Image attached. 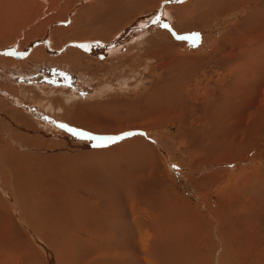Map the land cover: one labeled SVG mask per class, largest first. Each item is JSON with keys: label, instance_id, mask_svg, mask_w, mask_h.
<instances>
[{"label": "rangeland", "instance_id": "374dc122", "mask_svg": "<svg viewBox=\"0 0 264 264\" xmlns=\"http://www.w3.org/2000/svg\"><path fill=\"white\" fill-rule=\"evenodd\" d=\"M108 1L111 0H0V143L6 146L5 143L8 141L11 146L19 148L22 153L29 154V157L42 159L38 163L43 162L45 169H49L46 170L47 174L54 177L56 181L67 175L76 177L78 180L74 179L75 191L73 190L71 194L76 195L78 192L82 195L77 194L81 202H85L87 198L85 202L88 203L87 205L95 203V207L93 205L91 207L104 208L105 202L109 201L108 197H111L119 209L124 207L125 213L131 216L132 208L125 195L129 194L128 190L132 189L134 199L141 198L144 201L140 208L142 216L146 214V211L153 209L155 215L162 212V217L169 218L173 210V222L176 219L174 229L177 230L180 226L177 231H174H180L182 240L187 238V241H184L186 243H190L195 238L197 245L194 247L198 250L200 249L196 237L200 239L207 233L206 230L211 227V225L208 226L211 224L208 220L213 219L214 216L227 218L229 223L234 224V228L230 229L224 219L227 225L225 226V237L231 242L232 249L240 247L242 241L241 235L236 232L237 222L235 221L240 215L244 216L245 221V224L240 227L242 230L239 229L242 234L249 237L250 232H255L263 239L264 128L262 136L256 137L262 141L260 143L263 145L251 146V142L256 143L257 139L245 137L246 123L241 126L235 138L228 134L221 137L216 135L205 137L203 123L200 120L205 112L206 101L205 91L201 88H205L209 79L216 80L215 78L222 75L225 68H218L215 62H212V55L210 56L208 49L197 52L198 48L189 43L195 33L191 32V35L184 27L190 23L192 25L200 15L205 13V10L196 12L200 9V4L216 6L218 0H186L184 3L179 0H167V2L166 0H135V5L127 13V18L123 23L109 34H105L103 32L111 25V22L108 23L109 11H106V8L103 9ZM236 2L241 5L221 13L217 21L212 16L205 18V26L211 25L206 31L211 39L210 44L207 43L208 48L213 46L217 38L219 39L222 31L227 32L228 29L230 31L236 24H239L240 18L245 16L247 10H253L260 4V0H227L226 5ZM261 2H263L262 7L259 5L258 9L264 12L262 9L264 0ZM89 8H97V12L101 13V18L94 19L92 12L86 13ZM165 24L169 25V28H165L163 26ZM90 29H95L97 34ZM101 34H105L106 38L101 37ZM121 36H123L122 40L125 39L124 45L113 46L111 49L108 48L109 50L106 49L107 51L101 49L99 51V47H95V45H113ZM177 37L186 39H177ZM155 39L160 42L157 46L152 44L144 47V43H151ZM85 44L88 49L84 48ZM142 45L144 48H141ZM182 64L186 65L183 69L187 71L186 73H190V76L189 81L184 80L180 83L182 84L180 87L179 74H186L181 69ZM214 67H216L215 70H213ZM194 69L196 73L193 72ZM209 74L212 76L210 77ZM213 76H215L214 79H212ZM165 79L167 84L173 81L175 83L177 80L178 86L167 97L168 102H161L150 109L147 102L153 100L152 93L157 94L156 89L159 87L157 83L166 84ZM196 90L201 91L198 93ZM202 91L203 95H201ZM183 98L185 100H182ZM262 108H264V101ZM82 116H86L87 120L81 121ZM259 118L264 121V112ZM85 124L88 125V129L90 124H97L98 128L106 130L119 127L124 130L117 135L110 133L102 135L89 133L84 127ZM137 125L144 127L125 129L127 126ZM126 133H134V135L125 136L114 143L106 140H88V136L91 135L110 137L124 136ZM86 136L88 139L85 138ZM138 137L152 143L157 151L155 158H144L145 161L140 157H135V151L130 149L131 144L116 146V144L126 142L125 140ZM92 140L97 141L99 145L91 144ZM74 144H80L79 150L72 147ZM232 146L237 148H228ZM246 146L249 148L248 153L245 155L243 151V157H239L232 164L207 163L214 160L216 153L218 154L216 158L230 157L231 153H233L231 157L240 156L242 149ZM209 148H211L210 151ZM96 149H101L102 152L87 154V151ZM225 151L231 153L227 154ZM75 152L78 154L76 155ZM219 154L223 155L219 157ZM62 155L70 159L61 161L58 157ZM45 161H48L47 165ZM68 161L70 165H65ZM58 162L62 163V168ZM37 167L39 165L31 169ZM214 177L217 178V182L213 180L212 183ZM138 181L142 184H138ZM132 182L136 185L135 189ZM160 185L168 189L163 192ZM148 186L149 190L146 189ZM160 193L167 197L163 199L164 202L158 201L161 198ZM154 195L157 199L152 197ZM225 199L232 204L231 207L229 202L228 204L223 203ZM123 200L126 201L123 202ZM121 202L126 203L127 210L125 204L121 206ZM159 207H163V210ZM97 211L99 212L98 217L102 218L100 208ZM192 214H197L194 217L205 215L204 217L207 218L204 220L208 219L207 226L196 223L200 218L192 220ZM180 217L184 220L181 221ZM118 227L129 231L126 236L132 246L130 229L133 228V224L131 219H125L118 226L116 223H111L107 230L117 232ZM178 233L176 236H179ZM229 241H224L218 248L219 250H216L217 257L214 264H239L238 260L240 264H249V261L250 264H264V252H261V249L249 250L251 260H247L246 257L240 260L237 252H232L235 253L234 255L229 254ZM185 245L183 244L182 247L187 248ZM49 248L37 246L36 251L35 247V254H37L35 256L38 257L34 260L24 257L17 259L13 256L10 261L5 262L4 257L0 256V264H45L44 251ZM78 248L81 249L82 244ZM219 253L222 254L221 261ZM200 254L202 255V252ZM240 254L244 255L242 251ZM256 255L257 258H255ZM82 259H84L83 263L77 261L79 263L76 264L90 262L88 258L82 257Z\"/></svg>", "mask_w": 264, "mask_h": 264}, {"label": "bare ground", "instance_id": "6f19581e", "mask_svg": "<svg viewBox=\"0 0 264 264\" xmlns=\"http://www.w3.org/2000/svg\"><path fill=\"white\" fill-rule=\"evenodd\" d=\"M226 1L227 0H218V2H216V6H211L210 4L206 6L204 3L200 4L199 6L200 9L197 10L196 12L205 10V13L200 15L199 19L195 20V23L192 22L193 23L192 25L190 23L184 27L186 28L188 33H191V32L195 33L189 43L193 44L194 47L198 48L196 51L198 52V51H203V50L208 49L210 56L212 55L211 56L212 62L214 61L218 68L219 67L225 68L223 70L222 75H220L217 78L213 76L212 79L215 78L216 80L212 81L211 79H209L210 81L208 80L209 82H207L205 88L204 89L201 88V90L205 91V94L202 91L203 93L201 95L204 94L205 99H206L205 112L200 119L201 122L203 123V133H204L203 135H205V137L206 136L215 137L214 135L221 137V136H225L226 134H228V135L234 136L235 138L236 135L240 132L239 129L241 130V126L246 123L247 124L246 131H244L246 134L245 137L248 136L251 139H257L256 137L258 135L262 136V132L264 128V121L259 118V116L262 115V113L264 112V108H262V104L264 101V98H263V95H264L263 93L264 92V12L258 9L260 8L261 3L263 2H261L260 0L259 2L260 6L258 5L257 8L254 7L253 10L249 9L248 11L247 10L248 7H247L245 16L240 18V21L238 22L239 24H236L230 31H228L229 29L227 30V32L222 31L221 36L219 35L220 33L217 32L219 33L218 34L219 39L217 38V41L214 42L213 46L208 48V45L210 44L209 41H211V39H210V35H208L207 34L208 32L206 33V31H207V28H209V26L211 25L205 26L204 24L205 18L207 16L208 17L212 16L217 21L219 19L218 16L221 15V13H225V11H229V9L231 10L232 8L238 5H241V3L236 2V3H232L227 6ZM223 2L225 3L223 4ZM134 3H135V0L108 1L103 9L106 8V11L107 10L109 11L108 23L111 22V25L109 26L110 28L108 27L109 29L104 31L103 33L109 34L111 31L117 29L123 23V21L127 18V13L132 9L133 5H135ZM262 9H264V7ZM89 11L93 13L94 19L101 18V13L97 12V8H89L86 10V13ZM111 12H112V15H110ZM214 16H216L217 18ZM93 22H95V20H93ZM88 24H91V23H88ZM201 29H204V31H200ZM90 30H93L94 34H97V31L95 29H90ZM105 34H101V37L106 38ZM140 35L142 36V34ZM207 37H209V39ZM119 39L122 40L123 36L119 37L118 40L114 42V44H116L117 41L119 43L120 42ZM148 43L147 42L146 44L144 43V47H148L149 45H152V44L157 46V44L160 42H157L155 39V41L149 44ZM184 45H186V43H184ZM97 46L99 47L98 48L99 51L100 49L107 51L106 49L113 48V47H109L108 45H105L106 48H104L103 45H95V47ZM162 46H164V44ZM92 47H94V45H92ZM142 47L143 45L141 46V48ZM150 49L152 48L150 47ZM188 64H192V63H188ZM181 66H182L181 69L184 70L183 66H186V65L182 64ZM202 68L204 70V67ZM206 68L208 67L206 66ZM215 68L216 67H214L213 70H215ZM184 71H185L184 73L187 72L186 70ZM193 72H195V69ZM176 75H178V73ZM179 75H180L179 79L175 76L179 80L178 84H180L184 80L186 82V80H188V77L190 76V73H186L184 75L179 74ZM211 76L212 74L210 75V77ZM193 79L194 78L192 77V80ZM161 81H164V80H161ZM164 83H166V79ZM167 83L165 85H161L160 83H157L159 84V87L156 89L157 94L154 95L152 93L151 97L153 100L148 101V102H153V103L147 102V105L149 106L150 109L154 108L155 105L160 104L161 102H168L167 97L170 95V93L173 92L172 90L176 89L178 86L177 80L175 83L174 81L173 83H169V84ZM181 86L182 84H180V87ZM203 86L204 85L202 84V87ZM183 88L186 89V87H183ZM190 94L191 96L193 95L192 93ZM181 98L182 97H180V99ZM182 100H185V99L183 98ZM175 102L176 100L174 101V103ZM23 117L24 119H26L25 116ZM73 117L75 118V115ZM82 117L80 119L81 121L87 120V118H85L86 116H82ZM24 124L26 125V122H24ZM84 127L87 128L88 125L85 124ZM143 127L144 126L142 125H137L135 127L127 126L125 129L130 130L132 128L138 129V128H143ZM115 130H119L120 132L118 131L115 132ZM123 130L124 128H120V127L118 129L106 130V129L98 128L97 124H90L89 129L87 128V131H89V133H98L102 135H106L108 133H110L111 135H114V134L117 135V133H121V131ZM85 138L88 139L87 136ZM154 139L156 140V138ZM125 141L126 142H123V143L121 142L119 144H116V146L121 147V146H126L128 144H131L130 149L135 151L134 152L135 157H138V158L140 157L141 159H144V158L151 159V158H155L157 154L156 153L157 151L153 147L152 143L147 142L145 139H139L138 137L137 139H131V140H125ZM260 142L262 141L260 139L259 140L257 139L256 143L251 142V146L252 145L254 146L257 144H260V146L263 145ZM3 143H5V141H3ZM91 144L97 145L98 143L97 141L92 140ZM5 145L6 146L0 143V256L4 257L5 262L10 261V259L13 256H16L17 259H22L24 257L29 260L31 259L34 260L35 258L38 257V256H35L37 255L35 254V252L38 250L37 246H39L41 248L50 247L49 249H46L44 251L45 264H48L49 262L50 264H54L53 262H55V264H76V263H79L77 261H82L83 263L84 259H82V257H84L85 259L88 258L87 260L90 259V262L88 264H214L216 257H217L216 250L224 243V241H229L225 237V226L228 225V227L231 229V228H234V224L229 223L227 218H218L217 216L212 215L214 216L213 219L212 218H210V220L207 219L208 221L211 222V224L208 225V226L211 225V227H208L207 230L205 229L207 233H205L204 236L200 239L196 237L198 240V247L200 250L196 249L194 247L197 245V242L194 241L195 238L194 240H191L190 243L188 242L186 243L184 241H187L186 240L187 238L185 239V237L187 236L184 237L185 240H182L183 237H181L182 234L180 235V231H178L179 233L175 232L180 228V226H178L177 230L174 229L175 228L174 224L176 223V219H175V222H173L174 221L173 216H172L173 210L171 211L169 218L162 217L161 216L162 212L159 213L158 215L157 214L155 215L153 213V211L155 210L153 209H152L153 211L152 210L146 211L145 212L146 214L142 216L140 208H141V205L144 204V201L141 198H137L135 200L133 193H131L133 192L131 188H130L131 191L128 190L130 193L129 194L127 193V195H125V197L127 196L128 202L130 203L131 208H132L131 216L125 213V211L123 210L124 207L122 209H119L116 206V202L113 201L111 197H108L109 201L105 200L106 202L104 204L105 205L104 208L99 207L100 212L103 214L102 218H99L98 217L99 212L97 211L99 208L97 207L94 208L95 207L94 202L91 201L92 203H94V205L92 204L94 207H91L92 205H87L88 203H85L87 202L86 201L87 198L85 199V202H81L80 200L81 198H78L79 197L78 195H80L78 194V192H77L78 195L76 193H75L76 195H73V193L71 194V192L75 191L74 187L76 184H74V179L76 177L74 176L71 177L70 175H67V176L62 177L61 180L56 181L54 177H50L49 174H47L46 170H49V169L47 168L45 169L43 162H42L43 165L38 163L42 161V159L39 160L36 157H33V158L29 157V154L22 153L21 150L17 148L16 146L15 147L11 146L8 141H6ZM79 146L80 144H74L72 147L75 150H79L78 149ZM216 147L218 146L216 145ZM228 148L234 149L237 147L232 146ZM210 149L211 148H209V151ZM239 151L237 152L238 154H239ZM243 151H245V155H246L249 151V148L247 146L244 147L240 153L241 155L240 156L236 155V157H231L233 153L228 152V153H231L230 157H221L223 154L222 155L219 154V157L221 158H216L218 156V154L216 153L217 156L214 158V160H212L211 162H207V163L212 164V165L219 164V163H224V165L226 164L229 165L237 161L239 157L240 158L243 157L242 155ZM98 152H102V150L101 149L90 150V151H87V154H93V153H98ZM27 153H28V150H27ZM225 153L227 152L225 151ZM75 154L77 155L78 152L77 153L75 152ZM62 156L58 157V159H60L61 161H63L62 159H66V161L70 159V157L66 155H62ZM209 159L207 160L209 161ZM44 163L45 165H47L48 161L47 162L45 161ZM58 163L62 168V163L60 162ZM69 163L70 161H68V163H66L65 165H70ZM37 165H39V167L35 169H31V167H35ZM225 172L227 173L229 171H225ZM20 176H22V178ZM208 176H209V173H208ZM216 179L214 177V179H212V183L214 182L213 180H216ZM75 180H78V179L76 178ZM129 181H131V179ZM137 183L139 184L140 181H138ZM141 184L142 183H140V185ZM135 186L136 185L134 183V189H135ZM160 187L163 192H165L168 189L166 186L160 185ZM148 188L149 186L146 189L149 190ZM81 190H83L82 187H81ZM155 194L158 195L159 193H155ZM146 195L147 193L145 194V196ZM152 197H155V195ZM160 197L161 198L158 201L161 200L164 202L163 199L165 198L167 199L166 195L163 193H160ZM125 201L123 200V202ZM225 202H227L228 204L229 201L225 199L223 203ZM124 204L126 207L127 206L126 203ZM124 204L121 202V206H123ZM231 206L232 204L230 203V207ZM148 208H151V207L148 206ZM126 210H127V207H126ZM143 210L144 209H142V211ZM229 210L231 211L232 209H229ZM164 211H165V208H164ZM237 212L239 213V211ZM228 213L230 214V212ZM192 215H193L192 216L193 219L191 218L192 220H194V218L202 219V220L198 219L199 221H196V223L199 222L205 227L207 226L206 225L208 224L207 220H204L207 218V217L206 218L204 217L206 213L204 216H198V217H194L197 214L195 215L192 214ZM225 215H227V213ZM208 217H209V214H208ZM243 217L244 216L240 215V217H238V219L235 220L237 222L236 232L239 233L242 238L240 247L237 246L234 249H232L230 246L231 242L229 241L228 251H229V254H232V255L235 254L232 252H237L240 255V258H239L240 260L245 257L247 260H251L252 257L249 255V250L261 249V252H264V238L262 239V237L258 236L255 232H250L249 237L247 235L245 237L244 234H242V232L240 231L242 230L240 227H242L245 224ZM99 219L101 220L98 223ZM125 219L126 220L131 219L132 224H133V228L130 229L132 233V246L129 244L128 236H126L127 232L129 231H125L123 229H120L119 227L117 229V232H112V231L107 230V228L111 226V223H116L118 226ZM224 219L227 225H225ZM183 220L181 218V221ZM186 222L188 223V221ZM179 225H183V224H179ZM99 226L100 227L103 226L102 227L103 230ZM176 227H177V224H176ZM185 227L187 226L185 225ZM183 229H186V228H183ZM202 229L200 230L202 231ZM177 233L179 234V236L178 235L176 236ZM196 234H198V232ZM263 234H264V231H263ZM80 244H82L81 249L78 248ZM183 244L184 245L186 244L185 247L187 248L182 247ZM35 247H36V251L34 249ZM241 251L244 255L240 254ZM200 252H202V255L200 254ZM218 255L221 261L222 254L219 253ZM199 257L201 259H199ZM255 258H257V255L255 256ZM236 259H237V254H236ZM238 263L240 264L241 262L238 260ZM249 264H250V261H249Z\"/></svg>", "mask_w": 264, "mask_h": 264}, {"label": "snow or ice", "instance_id": "6c2138e0", "mask_svg": "<svg viewBox=\"0 0 264 264\" xmlns=\"http://www.w3.org/2000/svg\"><path fill=\"white\" fill-rule=\"evenodd\" d=\"M166 2H167V0H166ZM179 2L184 3V2H186V0H179ZM163 26L165 28H169V25H167V24H165ZM177 39H186V38L185 37H177ZM62 127H63V125H62ZM131 135H134V133H126V134H124V136H110V137H99V136L93 137V136H89L88 138L89 139H96V140H106L109 143H114V142H116V141H118L120 139L125 138V136H131ZM141 135H145V134L141 133Z\"/></svg>", "mask_w": 264, "mask_h": 264}, {"label": "water", "instance_id": "95a60500", "mask_svg": "<svg viewBox=\"0 0 264 264\" xmlns=\"http://www.w3.org/2000/svg\"><path fill=\"white\" fill-rule=\"evenodd\" d=\"M119 41H120V43H118V41H117L116 44H113V45L110 44L109 47H113L114 45H121V44L123 45L124 42H125L124 40H121V39H119ZM123 41H124V42H123ZM117 43H118V44H117ZM76 45L79 46V44H76ZM84 46H85V47H84L85 49H88L87 44H85ZM82 47H83V46H82ZM104 48H106V46H104ZM11 53H12V52H11Z\"/></svg>", "mask_w": 264, "mask_h": 264}]
</instances>
